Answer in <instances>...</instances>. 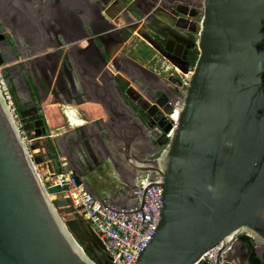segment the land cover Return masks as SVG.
Listing matches in <instances>:
<instances>
[{
  "label": "water",
  "instance_id": "95a60500",
  "mask_svg": "<svg viewBox=\"0 0 264 264\" xmlns=\"http://www.w3.org/2000/svg\"><path fill=\"white\" fill-rule=\"evenodd\" d=\"M198 1L197 58L186 87L165 111H177L174 127L165 137L170 122L156 124L159 134L150 137L157 147L154 158L130 161L146 188L161 189L159 218L133 264H198L214 248L213 264H220L221 253L237 246L240 236L249 239L263 264L264 0ZM148 2L153 7L157 0ZM174 2L161 0L158 6L170 10ZM0 27L7 34V43L0 41L6 61L7 48L20 59L115 26L88 0H0ZM14 90L26 103L30 95L20 73ZM85 127L48 140L57 153L63 145L71 150L68 134L87 137L80 136ZM44 161L52 173L48 158ZM34 164L0 91V264H97L78 236L96 251L102 250L100 242L72 218L68 200L48 199ZM63 169L102 206L116 212L140 208L114 168L120 190L99 194L74 170Z\"/></svg>",
  "mask_w": 264,
  "mask_h": 264
},
{
  "label": "flooded vegetation",
  "instance_id": "af4514ba",
  "mask_svg": "<svg viewBox=\"0 0 264 264\" xmlns=\"http://www.w3.org/2000/svg\"><path fill=\"white\" fill-rule=\"evenodd\" d=\"M88 1L115 27L20 59L7 48V60L0 57V77L20 130L32 127L23 132L32 142L31 151L36 149L31 156L36 165L46 167L47 157L52 169L74 170L97 194L120 190L115 170L133 196L137 172L130 161L154 158L157 147L150 137L159 134L156 124L169 122L165 111L179 97L196 61L199 1L175 0L170 10L158 6L161 0L153 7L148 0ZM6 35L0 27L1 42L7 43ZM19 73L30 95L26 103L14 94ZM46 101L59 107L64 120L55 133L43 111ZM83 105L97 106V117L88 120L79 109ZM174 117L175 112L170 119ZM84 126L79 133L87 137L68 134L71 150L63 145L57 153L48 140ZM245 238L238 237L237 246L227 252L230 262L250 263L252 248ZM83 248L94 262L105 264L101 250L87 243Z\"/></svg>",
  "mask_w": 264,
  "mask_h": 264
},
{
  "label": "built area",
  "instance_id": "2783aa9c",
  "mask_svg": "<svg viewBox=\"0 0 264 264\" xmlns=\"http://www.w3.org/2000/svg\"><path fill=\"white\" fill-rule=\"evenodd\" d=\"M190 74V73H189ZM188 74V75H189ZM186 75V78L188 77ZM183 88L186 87V80L182 82ZM0 91L5 98L14 120V112L10 104V95L6 90L3 80L0 77ZM172 109L168 113L171 129L167 133L169 136L174 127L175 121L170 119ZM21 139L31 157V149L26 134L20 130ZM36 170V164H34ZM38 175L39 184L45 195H54L55 198H63L69 201L73 210L72 218H79L94 233L101 244L102 253L106 264H133L137 254L142 251L147 243L154 226L159 218L161 189L159 187L146 188L145 177H138L136 190L133 193L134 204L140 205L123 209L116 212L114 208L102 206L93 198L86 194L70 171H65L62 167L53 169L48 173L44 167V172ZM218 249L214 248L200 258L198 264H213ZM228 251L220 255V264H233L228 260Z\"/></svg>",
  "mask_w": 264,
  "mask_h": 264
},
{
  "label": "rangeland",
  "instance_id": "374dc122",
  "mask_svg": "<svg viewBox=\"0 0 264 264\" xmlns=\"http://www.w3.org/2000/svg\"><path fill=\"white\" fill-rule=\"evenodd\" d=\"M53 107H55L54 109L56 110H54L53 109ZM46 108L47 107H43V110H44V112H45V117H46V121L48 122V125H49V127H50V129L52 130V132L53 133H55L56 131H55V129L53 128V126L55 125V124H60V122L62 123L64 120H63V117H62V115L58 112V108H56V106H51V107H49V108H47V110L48 109H50V111H48L47 112V110H46ZM62 109V108H61ZM46 113H49V114H46ZM53 115L54 116H56V115H58V116H56V118L58 117V119L61 117V119H59V120H55V117H53ZM50 116V117H49ZM47 118H49V121H48V119ZM57 121V122H55V121ZM61 120V121H60ZM60 121V122H59ZM51 122V123H50ZM55 122V123H54ZM55 127V126H54ZM27 139H28V137H27ZM38 141H40V140H38ZM29 143H31L32 144V142H29ZM34 151H36V149H33V151H31V154L34 152ZM38 155V154H37ZM36 170H37V172H39V173H43L44 172V164L43 163H38L37 165H36ZM49 196H53V199L55 198V196L54 195H50L49 194ZM57 213H58V215H59V217L63 220V221H66V214H65V212H64V209L63 208H60V209H57ZM81 237L80 236H78V240L80 239ZM81 241H79V244H80V246L83 248V245H84V243H86L84 240H82V239H80ZM84 249V248H83ZM232 263L233 264H239L238 263V261H232Z\"/></svg>",
  "mask_w": 264,
  "mask_h": 264
},
{
  "label": "crops",
  "instance_id": "0c3cea01",
  "mask_svg": "<svg viewBox=\"0 0 264 264\" xmlns=\"http://www.w3.org/2000/svg\"><path fill=\"white\" fill-rule=\"evenodd\" d=\"M48 99V98H47ZM51 106H56V105H50L49 103H48V101H46V103L43 105V107H51ZM56 108H58V112L60 113V111H59V107L58 106H56ZM80 110H82L84 113H85V115H86V118L88 119V120H93V119H95L96 117H97V114H98V112H100L99 111V108L97 107V106H95V105H83V106H80V108H79ZM62 110V109H61ZM44 111V110H43ZM48 111V110H47ZM49 111H50V109H49ZM45 113V112H44ZM61 114V113H60ZM55 117V116H54ZM62 126H63V122L62 123H60ZM60 124H55L54 126H53V128H59V127H61V125ZM69 128V130L70 129H73V127H68ZM64 130H66V129H60V131H59V133L60 132H63Z\"/></svg>",
  "mask_w": 264,
  "mask_h": 264
},
{
  "label": "bare ground",
  "instance_id": "6f19581e",
  "mask_svg": "<svg viewBox=\"0 0 264 264\" xmlns=\"http://www.w3.org/2000/svg\"><path fill=\"white\" fill-rule=\"evenodd\" d=\"M75 107H76V106H75ZM47 108H49V107H47ZM47 108H46V110H47ZM54 108H55V107H53V109H54ZM50 109H51V108H50ZM54 110H55V109H54ZM48 111H49V109H48ZM48 111H47V112H48ZM55 111H56V110H55ZM174 112H175V117H174L175 120L173 119V121H176V119H177V111L175 110ZM46 114H49V113H46ZM56 116H58V115H56ZM56 116H55V120H56V119H57V120L61 119V117L58 119V117L56 118ZM49 117H50V116H49ZM53 117H54V115H53ZM47 119H48V121H49V118H47ZM55 120H54V121H55ZM60 121H61V120H60ZM60 121H59V122H60ZM66 121H67V120H66ZM55 122H57V121H55ZM55 122H54V123H55ZM50 123H51V122H50ZM60 123H61V122H60ZM67 124H68V123H67ZM60 125H61V124H60ZM61 126H62V125H61ZM47 197H48V199H50V200L53 199V196H49V194L47 195Z\"/></svg>",
  "mask_w": 264,
  "mask_h": 264
},
{
  "label": "trees",
  "instance_id": "16d2710c",
  "mask_svg": "<svg viewBox=\"0 0 264 264\" xmlns=\"http://www.w3.org/2000/svg\"><path fill=\"white\" fill-rule=\"evenodd\" d=\"M242 239H246L244 236H241ZM249 262L252 263V264H259V262L255 259L252 251H251V254L249 255V258H248ZM263 264H264V255H263Z\"/></svg>",
  "mask_w": 264,
  "mask_h": 264
}]
</instances>
